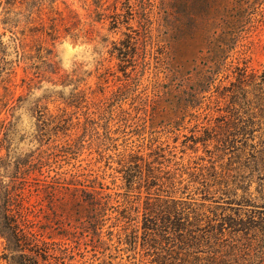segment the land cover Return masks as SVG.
Returning a JSON list of instances; mask_svg holds the SVG:
<instances>
[{
    "label": "rangeland",
    "instance_id": "obj_1",
    "mask_svg": "<svg viewBox=\"0 0 264 264\" xmlns=\"http://www.w3.org/2000/svg\"><path fill=\"white\" fill-rule=\"evenodd\" d=\"M258 1L0 0V264L261 263Z\"/></svg>",
    "mask_w": 264,
    "mask_h": 264
},
{
    "label": "trees",
    "instance_id": "obj_2",
    "mask_svg": "<svg viewBox=\"0 0 264 264\" xmlns=\"http://www.w3.org/2000/svg\"><path fill=\"white\" fill-rule=\"evenodd\" d=\"M175 5H174V16H181V12L178 11L179 10V5H180V1L181 0H173ZM252 1V6L253 4L256 5L257 2H259L258 0H249ZM258 4V3H257ZM240 9H238L239 11L236 14L235 17V21L234 23H227L225 25L224 28V34H223V38L220 39H215L214 40V45L210 44L209 46V50L211 51L210 54V59L214 65V68H218L219 69V63L221 61H225L227 60L229 57V51L233 50L230 48L232 46H235L236 43L241 39V35H232L230 32L235 30L238 26H240L242 23L244 24L245 18H247L246 16V9L244 7V5H240L239 6ZM233 25V26H232ZM232 26V27H230ZM220 40V42H219ZM214 71V69H213ZM247 73V71H246ZM127 159H130L131 161L133 159H135V157L133 155H129L127 158L126 156L123 157V162H125ZM122 162V160H121ZM135 164H133V166H131L127 171H130L128 173H126V175L128 176L125 181L126 183L132 187V185H134V179L137 178V176L135 175V173L133 172L134 169H136V166H134ZM134 168V169H133ZM126 171V172H127ZM95 196L92 195L91 199L92 202H97L95 201ZM111 201L108 200V202L105 204V207L107 208V210L109 209L110 205H111ZM94 206H96L94 204ZM27 211L31 212V208H27ZM124 219H126L124 217ZM230 228L231 230L235 233V235H241V238L246 242V244L248 243H252L253 245H247V249L250 251L251 247H257L259 250H261L260 252H257V255L259 257H257V262H261L260 264H264V218H260V219H256L255 217L248 219L247 221L243 220V219H232L230 222ZM15 231L14 236L18 237L16 235V228H13ZM12 229V231H13ZM182 237H186V233L183 234ZM220 253V252H219Z\"/></svg>",
    "mask_w": 264,
    "mask_h": 264
}]
</instances>
